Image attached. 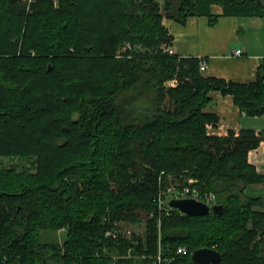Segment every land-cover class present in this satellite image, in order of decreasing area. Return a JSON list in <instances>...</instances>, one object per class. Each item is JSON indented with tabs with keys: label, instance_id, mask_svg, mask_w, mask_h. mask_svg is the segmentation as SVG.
I'll use <instances>...</instances> for the list:
<instances>
[{
	"label": "trees",
	"instance_id": "obj_1",
	"mask_svg": "<svg viewBox=\"0 0 264 264\" xmlns=\"http://www.w3.org/2000/svg\"><path fill=\"white\" fill-rule=\"evenodd\" d=\"M214 5L264 17V0H37L30 12L24 0H0V158L36 170L0 171V264H155L160 252L164 264H196L193 252L214 246L219 264H264V201L246 194L264 183L249 161L264 131L210 136L219 117L206 112L222 92L264 117V64L241 84L160 50L174 39L165 17L215 26ZM128 44L149 51L122 52ZM170 175L197 180L224 212H161L159 181ZM144 216L136 244L116 234L117 222Z\"/></svg>",
	"mask_w": 264,
	"mask_h": 264
},
{
	"label": "crops",
	"instance_id": "obj_2",
	"mask_svg": "<svg viewBox=\"0 0 264 264\" xmlns=\"http://www.w3.org/2000/svg\"><path fill=\"white\" fill-rule=\"evenodd\" d=\"M212 13L220 17L215 26L206 16L189 17L181 24L167 17L163 24L173 36L167 47L179 57H195L206 61L202 72L207 78L248 84L258 79V70L264 64V17H236L224 15V8L212 7ZM243 54L237 56L236 52ZM213 102L206 112L215 114L219 121L208 124V134L227 137L231 132L240 135L242 130L264 131V117H249L235 103L232 95L212 93ZM249 161L264 175V141L249 154ZM250 198L264 201V183L252 184L246 189Z\"/></svg>",
	"mask_w": 264,
	"mask_h": 264
},
{
	"label": "built area",
	"instance_id": "obj_3",
	"mask_svg": "<svg viewBox=\"0 0 264 264\" xmlns=\"http://www.w3.org/2000/svg\"><path fill=\"white\" fill-rule=\"evenodd\" d=\"M168 52L173 54V51L168 47L166 48ZM243 54L242 50H238L236 52L237 56H241ZM208 65L206 61H201V71L204 72L207 69ZM164 175V173H163ZM160 191L157 195L156 201L158 203L159 209L161 212H166L168 216H170L173 209L169 206V201L171 199H196L203 203H206L210 206H214L217 204V195L209 190H202L199 188L198 181L195 179H189L188 183H167L165 184L163 179L160 178ZM181 216H187L185 213L177 210ZM212 249L217 250V246H214ZM190 252L186 247H179L178 254L188 255ZM166 262H170V258L164 256L162 252L156 257L155 264H164Z\"/></svg>",
	"mask_w": 264,
	"mask_h": 264
},
{
	"label": "rangeland",
	"instance_id": "obj_4",
	"mask_svg": "<svg viewBox=\"0 0 264 264\" xmlns=\"http://www.w3.org/2000/svg\"><path fill=\"white\" fill-rule=\"evenodd\" d=\"M37 0H24L25 3L28 4V12L31 11V5L36 3ZM160 2V4H162V6H164L165 4V0H158ZM56 5H58V2H56ZM167 45H163L160 50L167 52L166 50ZM129 49H132L133 51L137 52V53H145L148 52L149 50H147L146 48L142 47V46H137L132 48L130 44L126 45L122 52H126ZM159 50V49H158ZM153 52V50H150V52ZM179 81L177 79L168 81L165 84V87L170 88V87H176L178 86ZM126 98V95L123 96V98L121 100H124ZM9 167H15L18 168L20 171L22 170H33L34 173L36 172V170L32 169V162L28 161V160H24L21 158H0V171L3 168H9ZM170 183H174V184H180V183H185L187 182L188 178L186 176H177L175 177L174 175H170L169 179ZM261 210H264V208H261ZM147 223H148V218L146 216L143 217L142 222L139 224H131L128 222H117V231L116 234H118L117 232L119 231L121 234H123V236H125L127 239L132 240L135 244L137 243V241L134 240L135 236H144L146 231H147ZM63 235H65V231L62 230L60 232H58V236L59 238L63 237Z\"/></svg>",
	"mask_w": 264,
	"mask_h": 264
},
{
	"label": "water",
	"instance_id": "obj_5",
	"mask_svg": "<svg viewBox=\"0 0 264 264\" xmlns=\"http://www.w3.org/2000/svg\"><path fill=\"white\" fill-rule=\"evenodd\" d=\"M169 206L190 217L221 215L225 210L222 204L210 206L196 199H171ZM192 258L196 264H219L223 259V253L212 248H200L193 252Z\"/></svg>",
	"mask_w": 264,
	"mask_h": 264
},
{
	"label": "bare ground",
	"instance_id": "obj_6",
	"mask_svg": "<svg viewBox=\"0 0 264 264\" xmlns=\"http://www.w3.org/2000/svg\"><path fill=\"white\" fill-rule=\"evenodd\" d=\"M170 202V201H169Z\"/></svg>",
	"mask_w": 264,
	"mask_h": 264
}]
</instances>
